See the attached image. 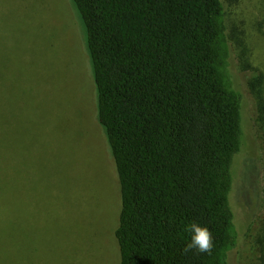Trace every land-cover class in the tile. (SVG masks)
Listing matches in <instances>:
<instances>
[{
  "label": "trees",
  "instance_id": "1",
  "mask_svg": "<svg viewBox=\"0 0 264 264\" xmlns=\"http://www.w3.org/2000/svg\"><path fill=\"white\" fill-rule=\"evenodd\" d=\"M69 1L83 29L97 122L118 180L119 264H238L243 235L232 193L264 198L260 159L236 162L246 137V98L236 77L233 39L244 52L240 67L251 65L225 0ZM2 74L0 66V80ZM248 85L264 141V71ZM17 122L0 123V264L21 257L14 249ZM102 206L99 200L96 207ZM32 215L30 209L29 220ZM193 222L211 230V255L185 253ZM259 222L257 216L247 234ZM259 260L264 264V237Z\"/></svg>",
  "mask_w": 264,
  "mask_h": 264
},
{
  "label": "rangeland",
  "instance_id": "2",
  "mask_svg": "<svg viewBox=\"0 0 264 264\" xmlns=\"http://www.w3.org/2000/svg\"><path fill=\"white\" fill-rule=\"evenodd\" d=\"M225 4L232 31L244 39L251 65L248 70L240 67L244 52L233 39L236 77L246 98V137L237 167L246 157L260 159L264 198V141L248 85L251 76L264 71V0ZM0 66L5 97L0 123L18 119L14 134L20 188L14 249L21 256L2 264H119L118 180L97 122L83 29L70 1L0 0ZM250 196L232 193L243 235L238 264L260 263L264 202L255 193ZM99 200L102 207H96ZM257 216L260 222L247 234Z\"/></svg>",
  "mask_w": 264,
  "mask_h": 264
},
{
  "label": "clouds",
  "instance_id": "3",
  "mask_svg": "<svg viewBox=\"0 0 264 264\" xmlns=\"http://www.w3.org/2000/svg\"><path fill=\"white\" fill-rule=\"evenodd\" d=\"M192 238L191 242L185 246V253L195 250L197 254L211 255L214 248V237L207 226H200L193 222L189 228Z\"/></svg>",
  "mask_w": 264,
  "mask_h": 264
}]
</instances>
